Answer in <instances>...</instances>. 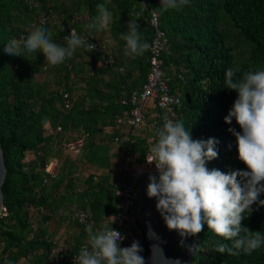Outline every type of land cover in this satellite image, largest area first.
Returning <instances> with one entry per match:
<instances>
[{
    "label": "trees",
    "instance_id": "trees-1",
    "mask_svg": "<svg viewBox=\"0 0 264 264\" xmlns=\"http://www.w3.org/2000/svg\"><path fill=\"white\" fill-rule=\"evenodd\" d=\"M98 4L112 13L110 45L99 41V31L84 27L97 16ZM160 6V0H0V144L7 166L0 264H19L22 258L32 264H59L54 262L55 246L64 248L66 259L77 255L86 234L71 223L73 209L87 213L97 230L112 225L120 203L117 193L127 176L124 159L143 162L153 146L118 124L131 117V97L150 72V49L136 57L124 54L120 36L130 20L150 44L156 33L151 13L158 15L169 41L162 66L171 93H180L181 99L174 122L182 121L193 140L218 142L209 170L247 171L229 131L241 129L235 119L225 123L237 93L225 89L224 77L229 68L234 79L264 70V0H188L167 11ZM85 13L86 22L79 19ZM41 17L47 18L43 28L53 42L66 46L64 37L75 29L105 49L78 48L57 66L47 64L42 52L33 59L23 49L21 56L8 55L7 42L26 39ZM82 134L88 137L77 155L62 147ZM52 162L55 168L48 172ZM241 226L264 238V207L253 204ZM61 230L67 237L58 240ZM195 238L200 248L190 264H264V243L250 254L231 256L215 251L229 242L207 225ZM182 248L177 246V252L183 253Z\"/></svg>",
    "mask_w": 264,
    "mask_h": 264
},
{
    "label": "clouds",
    "instance_id": "clouds-1",
    "mask_svg": "<svg viewBox=\"0 0 264 264\" xmlns=\"http://www.w3.org/2000/svg\"><path fill=\"white\" fill-rule=\"evenodd\" d=\"M187 3L188 0H160V8L174 10ZM97 13L94 20L84 26L86 29L100 31L107 27L112 13L105 4L97 5ZM120 38L125 42L126 56L143 55L150 47L133 20ZM64 40L66 46L55 43L46 28L37 27L26 39H10L4 51L10 56H21L23 49L32 59L35 53L42 52L47 64L57 66L72 57L78 48L92 52L96 47L79 36L75 29ZM234 75L229 68L224 77L225 89L237 93L225 123L231 124L235 119L241 129L240 132L229 131L236 138L238 158L247 171L225 174L217 169L209 170L207 163L218 156L215 147L218 142L215 139L193 140L190 129H186L182 121L171 119H166L156 133L151 131L153 143L146 139L149 145L153 144L146 160L155 165L157 172L154 173H159L158 181L155 176H149L147 197L157 200L156 210L167 229L181 237V245L186 238L201 233L207 225L208 230L229 242L218 244L215 251L238 256L242 252L250 254L264 243L261 232L241 226L245 215L251 214L253 204L264 207V200L260 199L264 194V70L248 71L242 78L234 79ZM86 231L87 245L74 257V264H145L140 254L142 251L144 254L142 242L141 246L134 241L130 247L122 248L120 244L125 237L112 225L96 231L89 226ZM138 232L142 239L139 228ZM150 235L154 233L150 231ZM199 248L197 244L187 245L192 253L198 252ZM153 259L154 264H180L179 260H167L162 252Z\"/></svg>",
    "mask_w": 264,
    "mask_h": 264
},
{
    "label": "built area",
    "instance_id": "built-area-1",
    "mask_svg": "<svg viewBox=\"0 0 264 264\" xmlns=\"http://www.w3.org/2000/svg\"><path fill=\"white\" fill-rule=\"evenodd\" d=\"M144 3H148L150 0H140ZM47 22L46 17H41L38 25H34V28L44 27ZM151 26L155 29V38L149 44L151 56H150V72L147 78V82L144 84L143 88L139 92H135L131 97V104L133 110L131 117L126 120H120L119 126L126 128L128 133L131 132L134 136L143 135V127L147 121V108H152L154 110L157 119L152 123L151 131L156 133L157 129L163 126L166 119H171L174 121V109L179 106L181 101L177 93H171V89L168 84V80L165 75V70L162 66V57L164 53L168 50L169 41L166 34L160 30L159 27V17L155 12L151 13ZM60 27L65 28L62 23L56 22ZM77 32V30H76ZM78 34V32H77ZM82 38L91 44L96 45L93 51L104 50L105 46L101 45L99 42L93 39V37L83 34ZM68 100V96H65ZM124 104H126L124 102ZM70 108V103L67 101L65 105V110ZM48 131L50 128L48 127ZM60 132V129H58ZM142 132V133H141ZM87 135L82 134L75 137L73 141H68L62 144V147L66 149L70 154L77 155L85 144ZM151 143V142H149ZM121 149V148H120ZM148 154V153H147ZM134 157H126L124 159L123 168L126 173V180L122 189L117 193L120 198V203L118 206V211L115 217L112 218L113 229L119 231L125 239L121 242L120 246L130 247L134 241H138L140 246L139 232L136 223L135 208L137 207L140 192L137 188V182L140 174L154 173L157 172L154 164H149L146 160V156L143 162L135 163ZM55 162L51 163L53 167ZM137 166L140 168V172H134L132 168ZM48 172H52L51 168H47ZM70 221L73 224H78L82 227L83 232L86 234V239L83 242L82 247L87 245L88 233L86 229L91 226L93 231H96V224L92 221L91 217L85 212L73 209ZM59 240V239H58ZM81 247V248H82ZM142 248V247H141ZM64 248L57 246L55 250L54 261L60 263L61 260H65L68 264H74V257L65 258ZM143 257V251L140 253ZM78 255V254H77ZM19 264H32L31 259L25 258L19 261Z\"/></svg>",
    "mask_w": 264,
    "mask_h": 264
},
{
    "label": "water",
    "instance_id": "water-1",
    "mask_svg": "<svg viewBox=\"0 0 264 264\" xmlns=\"http://www.w3.org/2000/svg\"><path fill=\"white\" fill-rule=\"evenodd\" d=\"M155 176L157 181L159 173H147L140 176L138 181V189L140 197L136 209L137 226L141 232L142 245L144 248L145 264H154V256H159L162 252L163 256L169 261L179 260L180 264H190L194 253L188 249L184 253L177 252L176 248L181 245V237L175 231H169L163 221L161 214L156 210L157 200L147 197V186L149 184V176ZM7 177V166L3 147L0 144V216L4 209V192ZM154 233V235H150ZM189 244H197L195 237H188L184 240L182 247Z\"/></svg>",
    "mask_w": 264,
    "mask_h": 264
},
{
    "label": "crops",
    "instance_id": "crops-1",
    "mask_svg": "<svg viewBox=\"0 0 264 264\" xmlns=\"http://www.w3.org/2000/svg\"><path fill=\"white\" fill-rule=\"evenodd\" d=\"M79 19L81 21H87L88 20V15L85 13V15H82V16H79ZM98 33H100V40L101 42H104V44H108L110 45L111 44V40L109 39V25H107V27H105L103 30H100ZM99 36V35H98ZM145 84V83H144ZM143 84V86H144ZM134 85V84H132ZM143 88V87H142ZM141 87H138V92L142 90ZM133 96V95H132ZM157 119V117L155 116V113H154V110L152 108H147V121L144 125L143 128H145L144 132H143V135H142V138H146L149 140V142L153 143L154 142V138H152L151 136L152 133H151V130H150V134H151V138L149 136H147V131L149 130V128H152V123ZM154 137V136H153ZM117 151L120 150V148L118 147L116 149ZM56 165V163H54ZM55 165L52 167V170H54L55 168ZM60 233H63V232H60ZM70 236H72V234H70Z\"/></svg>",
    "mask_w": 264,
    "mask_h": 264
},
{
    "label": "rangeland",
    "instance_id": "rangeland-1",
    "mask_svg": "<svg viewBox=\"0 0 264 264\" xmlns=\"http://www.w3.org/2000/svg\"><path fill=\"white\" fill-rule=\"evenodd\" d=\"M241 53V52H240ZM32 154H29L28 155V159H32ZM49 168H51L52 169V167H51V164L49 165ZM132 170L134 171V172H140V168L139 167H137V166H134L133 168H132ZM60 232H62V230L60 231ZM58 239L59 240H61V237L63 236V237H67V235H66V233H58ZM141 238H142V236H141ZM72 240V239H71ZM183 249V248H182ZM184 253V252H183ZM182 254V253H181Z\"/></svg>",
    "mask_w": 264,
    "mask_h": 264
},
{
    "label": "flooded vegetation",
    "instance_id": "flooded-vegetation-1",
    "mask_svg": "<svg viewBox=\"0 0 264 264\" xmlns=\"http://www.w3.org/2000/svg\"><path fill=\"white\" fill-rule=\"evenodd\" d=\"M178 246H181V245H178ZM182 247V246H181ZM186 249H187V247H184L183 248V252H185L186 251Z\"/></svg>",
    "mask_w": 264,
    "mask_h": 264
},
{
    "label": "bare ground",
    "instance_id": "bare-ground-1",
    "mask_svg": "<svg viewBox=\"0 0 264 264\" xmlns=\"http://www.w3.org/2000/svg\"><path fill=\"white\" fill-rule=\"evenodd\" d=\"M163 65V64H162ZM69 102H70V100H69ZM55 250H56V246H55ZM54 256V255H53ZM75 256V255H74ZM70 259V258H69ZM64 261V260H63ZM55 262V261H54ZM62 262V261H61ZM60 264V263H59ZM61 264H63V263H61ZM68 264V263H67Z\"/></svg>",
    "mask_w": 264,
    "mask_h": 264
}]
</instances>
